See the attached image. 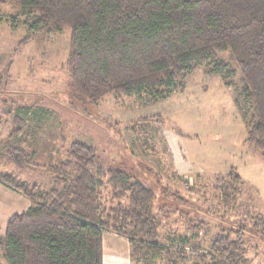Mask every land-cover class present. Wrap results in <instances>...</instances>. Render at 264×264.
Here are the masks:
<instances>
[{
  "label": "trees",
  "instance_id": "16d2710c",
  "mask_svg": "<svg viewBox=\"0 0 264 264\" xmlns=\"http://www.w3.org/2000/svg\"><path fill=\"white\" fill-rule=\"evenodd\" d=\"M11 1L33 18L20 48L36 34L70 27L66 71L71 94L91 104L106 95L148 93L165 99L204 64L223 74L228 64L219 55L228 54L252 108L245 143L264 159V0ZM0 160L50 177L47 189H29L14 175L1 174L2 184L30 201L0 235L6 264H103L106 232L127 240L135 264H154L158 258L177 264L178 257H186L183 247L157 241L153 191L127 172L105 168L92 147L71 142L60 164L40 162L21 147L0 153ZM237 182L235 175L231 184L222 183L223 203L235 204ZM252 235L264 238V218L232 222L206 252H189L191 264H248L246 245Z\"/></svg>",
  "mask_w": 264,
  "mask_h": 264
},
{
  "label": "rangeland",
  "instance_id": "374dc122",
  "mask_svg": "<svg viewBox=\"0 0 264 264\" xmlns=\"http://www.w3.org/2000/svg\"><path fill=\"white\" fill-rule=\"evenodd\" d=\"M32 19L11 0L0 4V153L21 147L40 162L60 164L71 142L92 147L105 168L153 191L157 241L186 252L177 264H191L189 252H206L232 222L264 218V159L245 143L252 108L228 54L219 55L228 64L223 74L204 64L165 99L106 95L91 104L71 94L69 26L18 47ZM16 169L0 160V179L12 174L29 189L48 188L47 173ZM235 175L240 193L234 205L225 204L222 183ZM246 246L248 264H264V238L252 235Z\"/></svg>",
  "mask_w": 264,
  "mask_h": 264
},
{
  "label": "crops",
  "instance_id": "0c3cea01",
  "mask_svg": "<svg viewBox=\"0 0 264 264\" xmlns=\"http://www.w3.org/2000/svg\"><path fill=\"white\" fill-rule=\"evenodd\" d=\"M29 206L30 201L23 193L0 182V235L4 234L8 220L13 215L25 212ZM102 245L103 264H133L126 239L106 232L102 237Z\"/></svg>",
  "mask_w": 264,
  "mask_h": 264
}]
</instances>
